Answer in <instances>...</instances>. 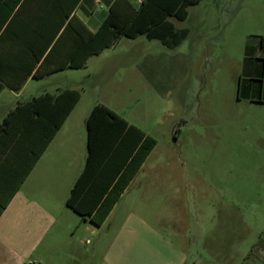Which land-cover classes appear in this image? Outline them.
<instances>
[{
  "label": "rangeland",
  "instance_id": "374dc122",
  "mask_svg": "<svg viewBox=\"0 0 264 264\" xmlns=\"http://www.w3.org/2000/svg\"><path fill=\"white\" fill-rule=\"evenodd\" d=\"M188 11L183 22L170 19L189 32L175 50L159 57L160 41L144 35L135 41L123 38L118 49L134 51L126 66H117L121 61L105 71L91 61L88 71L30 82L20 97L4 92L0 125L31 94L68 84L85 91L84 101L106 103L130 122L150 128L157 141L101 233L111 225V234L119 233L128 216L141 217L140 190L161 188L164 200L150 205L148 214L161 220L165 244L149 239L142 248H130L125 264H169L171 244L185 251L188 264H264V248L259 250L264 247V105L242 97L244 67L264 37V0H204ZM140 51L155 61L154 79L140 78ZM180 60L181 80L166 101L156 91V79L176 70ZM78 111L86 114L82 107ZM260 239L262 245L254 249Z\"/></svg>",
  "mask_w": 264,
  "mask_h": 264
},
{
  "label": "trees",
  "instance_id": "16d2710c",
  "mask_svg": "<svg viewBox=\"0 0 264 264\" xmlns=\"http://www.w3.org/2000/svg\"><path fill=\"white\" fill-rule=\"evenodd\" d=\"M29 1L0 0V46L6 40L21 45L0 48V94L4 88L18 93L30 78L41 80L66 69L85 68L90 57L123 38L144 35L176 49L189 32L177 29L170 19L185 21L189 8L202 0H143L139 7L128 0H114L94 33L73 14L80 0H36L30 10ZM260 44L264 47V37ZM80 98L81 93L71 89L44 93L19 104L4 118L0 125V216ZM86 129L85 166L66 206L82 221L101 227L157 141L100 103L91 110Z\"/></svg>",
  "mask_w": 264,
  "mask_h": 264
},
{
  "label": "crops",
  "instance_id": "0c3cea01",
  "mask_svg": "<svg viewBox=\"0 0 264 264\" xmlns=\"http://www.w3.org/2000/svg\"><path fill=\"white\" fill-rule=\"evenodd\" d=\"M128 1L133 6L139 7L143 0ZM113 2L114 0H80L73 14L86 25L90 32L94 33L107 17L109 7ZM35 4L36 0L29 1L28 9H34ZM98 5L101 11L98 10ZM11 32L14 33V30L12 29ZM15 33H19L17 27ZM122 40L112 48L104 50L101 54L90 57L85 68L78 70L66 69L41 80L30 78L18 93L4 88L0 98L7 91L15 97H20L32 81H42L56 74H66L65 72L68 71H88L91 61L103 66L102 70L105 71L108 67L117 65L121 61L124 62L117 66H126L129 63L128 61L131 62L133 59L132 54L134 51L124 47L118 49ZM135 40L137 39L131 41ZM15 44L16 41L14 42V40H6L1 43L0 48H21L19 43ZM162 47L159 57H162L166 50H170L163 45ZM117 50L120 51L117 52ZM263 52L264 47L260 44V47L256 48L254 55H252L251 61L245 65L243 70L247 81L242 97L255 105H264L261 94L262 90L264 92V79L260 77L261 73L264 74ZM138 55L139 62L136 64V68L140 78H145V75H148L154 79V75L158 73L155 61L153 58L150 59L149 55H142L141 51ZM111 60L115 64L108 63ZM176 66V70L174 68L165 77L159 76L156 79V91L166 101L172 99V94L181 80L178 79L180 76L177 75L184 66L183 61L180 60ZM93 76L95 75H89L90 78ZM250 79L258 81L252 82ZM65 89L78 90L71 84L58 86L53 92L45 90L39 94H31L30 98L23 99L19 104H24L44 93L56 94ZM85 94V91L81 93L79 102L0 216V264H121V262L125 264L128 249L136 246L142 248V244H145L149 239L158 243L157 245L165 244L158 228L161 220L157 219L155 215L150 217L148 214L150 205L155 208L163 202L164 198L160 195L166 194V192H162L161 188L151 187L140 190L141 217L128 216L120 224L122 228L119 233L111 234V225L102 235V228L106 225L110 216L101 227H97L87 221H82L76 213L66 206L71 189L83 171L86 162V120L96 104H106L100 100L86 102L84 101ZM237 96L240 100V93ZM81 107L86 114L82 115L81 111H78ZM13 109L9 110L6 116ZM114 112L118 114L117 111ZM79 113L82 115L80 119ZM6 116L2 118V122ZM121 117L126 119L124 116ZM126 120L155 138L150 128L146 129L130 122L128 119ZM81 158L84 161L82 164ZM174 192L178 193L177 190ZM261 241L262 239L259 240L254 249L262 245ZM169 248L172 259H174H171L169 264H188L184 250L174 248L172 244ZM259 248V250H262L264 247Z\"/></svg>",
  "mask_w": 264,
  "mask_h": 264
}]
</instances>
